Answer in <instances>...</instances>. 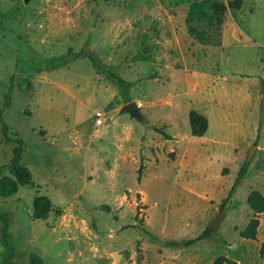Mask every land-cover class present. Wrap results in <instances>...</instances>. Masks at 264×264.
Masks as SVG:
<instances>
[{
	"label": "rangeland",
	"instance_id": "rangeland-1",
	"mask_svg": "<svg viewBox=\"0 0 264 264\" xmlns=\"http://www.w3.org/2000/svg\"><path fill=\"white\" fill-rule=\"evenodd\" d=\"M229 1L0 0V110L12 85L2 120L32 176L0 197L9 264H264V212L253 240L239 236L247 196H264V0ZM190 111L208 121L202 138ZM13 146L0 126V166ZM39 196L45 221L31 216Z\"/></svg>",
	"mask_w": 264,
	"mask_h": 264
},
{
	"label": "trees",
	"instance_id": "trees-1",
	"mask_svg": "<svg viewBox=\"0 0 264 264\" xmlns=\"http://www.w3.org/2000/svg\"><path fill=\"white\" fill-rule=\"evenodd\" d=\"M242 0H231L228 2V7L233 10H239L242 6ZM120 85L122 84L119 80ZM11 92L12 85H10L7 94L4 95V106L0 110V126L1 134L5 143L14 144L12 148L11 158L9 164L0 166V197L8 198L14 196L19 186H26L32 184V176L25 166L21 164V158L23 154V141L21 139H13L9 136L8 127L2 120V113L4 109L10 107L11 104ZM125 103H129L128 97H124ZM188 122L190 128V134L193 137H202L208 128L207 119L196 111H190L188 114ZM166 139H171L168 135L160 132ZM248 165L245 163L239 169L235 180L233 181L227 196L222 200L220 204V210L223 211L230 202L236 188L240 182L246 176ZM8 172V176L3 175V171ZM142 165L138 169L137 180L141 178ZM248 207L253 211L254 217L247 224L244 230L239 232V236L243 239L253 240L255 238L256 229L259 225L257 215L264 212V196L258 191H252L246 198ZM51 201L45 196H39L33 199L32 202V218L34 220L45 221L48 219L51 211ZM105 209H108L105 207ZM11 222L10 215L0 212V247H2V261L0 264H9L15 257V251L10 242V235L8 233L9 225ZM208 230L203 231L199 236L186 242V245L190 246L208 237ZM41 260L36 255H31L30 263L34 264V261ZM97 264H105V260L97 261ZM213 264H234L231 260L225 257H218Z\"/></svg>",
	"mask_w": 264,
	"mask_h": 264
},
{
	"label": "water",
	"instance_id": "water-1",
	"mask_svg": "<svg viewBox=\"0 0 264 264\" xmlns=\"http://www.w3.org/2000/svg\"><path fill=\"white\" fill-rule=\"evenodd\" d=\"M263 106H264V99L262 100V109H263ZM121 113H128L130 115L131 118L137 120V121H142V116L140 114V108L139 106L137 105L136 102L134 101H131L127 104H125L121 110H120ZM263 112V111H262ZM256 148L255 147H252L248 153V157L246 159V162L245 164L248 165L249 164V161L251 159V153L253 152V150H255ZM223 213L220 212L218 217L216 218L215 220V223L216 224L220 218V216L222 215ZM116 258V255L114 256V259Z\"/></svg>",
	"mask_w": 264,
	"mask_h": 264
},
{
	"label": "built area",
	"instance_id": "built-area-1",
	"mask_svg": "<svg viewBox=\"0 0 264 264\" xmlns=\"http://www.w3.org/2000/svg\"><path fill=\"white\" fill-rule=\"evenodd\" d=\"M103 113L101 111H96L94 113V122H95V126L99 127L102 125L103 123Z\"/></svg>",
	"mask_w": 264,
	"mask_h": 264
},
{
	"label": "crops",
	"instance_id": "crops-1",
	"mask_svg": "<svg viewBox=\"0 0 264 264\" xmlns=\"http://www.w3.org/2000/svg\"><path fill=\"white\" fill-rule=\"evenodd\" d=\"M123 107V106H122ZM128 114V113H127ZM129 115V114H128ZM130 116V115H129ZM95 126V125H94ZM208 129V128H207ZM207 132V131H206ZM206 134V133H205ZM205 134L202 136V137H204L205 136ZM193 137V136H192ZM202 137H195V138H202ZM248 206V205H247ZM250 209V208H249ZM251 210V209H250ZM252 211V210H251ZM253 212V211H252ZM0 249H1V247H0ZM93 259V258H92ZM91 263V262H90Z\"/></svg>",
	"mask_w": 264,
	"mask_h": 264
}]
</instances>
